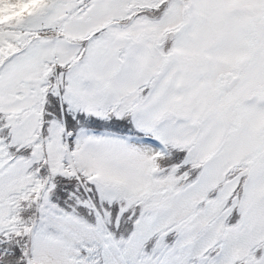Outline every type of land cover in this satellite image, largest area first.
I'll list each match as a JSON object with an SVG mask.
<instances>
[{
  "label": "snow or ice",
  "instance_id": "6c2138e0",
  "mask_svg": "<svg viewBox=\"0 0 264 264\" xmlns=\"http://www.w3.org/2000/svg\"><path fill=\"white\" fill-rule=\"evenodd\" d=\"M0 264H264V0H0Z\"/></svg>",
  "mask_w": 264,
  "mask_h": 264
}]
</instances>
